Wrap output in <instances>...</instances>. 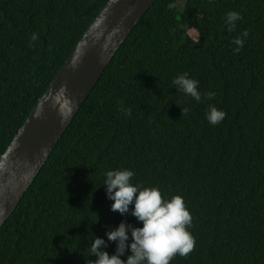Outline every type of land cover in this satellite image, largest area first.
<instances>
[{
    "label": "trees",
    "instance_id": "obj_1",
    "mask_svg": "<svg viewBox=\"0 0 264 264\" xmlns=\"http://www.w3.org/2000/svg\"><path fill=\"white\" fill-rule=\"evenodd\" d=\"M107 1L0 0V156ZM229 11L241 15L232 31ZM184 72L201 102L172 83ZM209 105L227 114L217 125ZM124 168L185 200L195 249L169 264H264V0H155L0 227V264H87L94 238L113 255L106 232L142 227L103 185Z\"/></svg>",
    "mask_w": 264,
    "mask_h": 264
},
{
    "label": "water",
    "instance_id": "obj_2",
    "mask_svg": "<svg viewBox=\"0 0 264 264\" xmlns=\"http://www.w3.org/2000/svg\"><path fill=\"white\" fill-rule=\"evenodd\" d=\"M155 0H108L0 156V227L16 208L85 98Z\"/></svg>",
    "mask_w": 264,
    "mask_h": 264
},
{
    "label": "clouds",
    "instance_id": "obj_3",
    "mask_svg": "<svg viewBox=\"0 0 264 264\" xmlns=\"http://www.w3.org/2000/svg\"><path fill=\"white\" fill-rule=\"evenodd\" d=\"M240 19L239 12L229 11L225 17L228 30H234L236 21ZM247 36L248 32L245 30L232 41L237 46L235 52L240 51ZM37 38V34L33 33L31 40L35 41ZM172 83L198 103L202 101L201 92L198 90L199 81L189 78L187 72L176 76ZM214 97L215 93L212 91L204 93V98ZM121 105V110L126 115H131V109L124 108L123 102ZM189 110L187 107L182 108V115H186ZM226 115L225 111L209 105L207 120L210 124H219ZM105 176L103 185L106 186L107 197L113 201L111 210L123 215L129 213V205H133L130 214L142 223V227H133L122 221L114 230L106 232L108 241L116 242L115 253L111 256L101 250L107 247L106 242L101 238H94L90 244V254L97 259L89 260L87 264H169L176 254L186 258L194 251L195 237L188 230L192 227V216L181 195L164 199L159 186L133 185L131 180L134 172L127 168L109 170ZM126 249L130 250L131 255L126 260H121L120 257Z\"/></svg>",
    "mask_w": 264,
    "mask_h": 264
},
{
    "label": "rangeland",
    "instance_id": "obj_4",
    "mask_svg": "<svg viewBox=\"0 0 264 264\" xmlns=\"http://www.w3.org/2000/svg\"><path fill=\"white\" fill-rule=\"evenodd\" d=\"M190 34H191L192 37L196 36V33L194 31H190Z\"/></svg>",
    "mask_w": 264,
    "mask_h": 264
}]
</instances>
